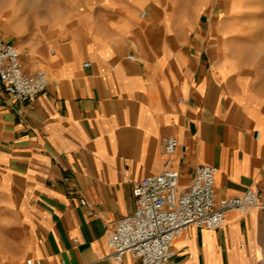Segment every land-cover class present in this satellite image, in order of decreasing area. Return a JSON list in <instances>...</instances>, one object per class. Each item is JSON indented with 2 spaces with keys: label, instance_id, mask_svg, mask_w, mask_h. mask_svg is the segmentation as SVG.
Returning a JSON list of instances; mask_svg holds the SVG:
<instances>
[{
  "label": "crops",
  "instance_id": "1",
  "mask_svg": "<svg viewBox=\"0 0 264 264\" xmlns=\"http://www.w3.org/2000/svg\"><path fill=\"white\" fill-rule=\"evenodd\" d=\"M237 8L72 0L21 24L10 15L7 31L0 22L23 70L49 80L23 105L0 84V264H141L112 261L106 241L134 210V184L164 169L184 188L209 165L216 200L253 189L264 201V63L245 69L232 54ZM165 136L178 143L171 157ZM172 249L173 264H264V208L190 226Z\"/></svg>",
  "mask_w": 264,
  "mask_h": 264
},
{
  "label": "built area",
  "instance_id": "2",
  "mask_svg": "<svg viewBox=\"0 0 264 264\" xmlns=\"http://www.w3.org/2000/svg\"><path fill=\"white\" fill-rule=\"evenodd\" d=\"M88 66V63L83 65ZM0 84L12 101L23 105L45 94L49 80L43 70L27 74L18 50L0 39ZM17 114L21 115L22 110ZM177 147V140L172 136L159 140V148L167 157H171ZM215 173L212 166H197L190 184L184 188L179 185L178 173L171 169L135 183L132 189L134 210L121 218L109 234L107 257L119 263L129 254L141 264H173V243L188 227L216 230L225 223L229 211L245 214L250 209L264 208L262 194L253 189L216 200ZM79 204L87 209L88 215H93L86 201L80 199ZM26 264L40 263L28 260Z\"/></svg>",
  "mask_w": 264,
  "mask_h": 264
},
{
  "label": "rangeland",
  "instance_id": "3",
  "mask_svg": "<svg viewBox=\"0 0 264 264\" xmlns=\"http://www.w3.org/2000/svg\"><path fill=\"white\" fill-rule=\"evenodd\" d=\"M72 0H0V22L9 29L10 15L17 24L31 19H40L46 10L54 8L57 3L70 4ZM232 3V0H226ZM237 12L235 19L239 22V51L232 54L239 59L241 67L258 68L264 63V0H235ZM232 16V12H229ZM232 19V17L230 18ZM264 66V65H262Z\"/></svg>",
  "mask_w": 264,
  "mask_h": 264
}]
</instances>
